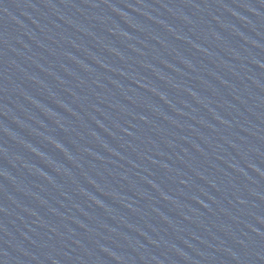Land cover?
<instances>
[{"label":"water","instance_id":"95a60500","mask_svg":"<svg viewBox=\"0 0 264 264\" xmlns=\"http://www.w3.org/2000/svg\"><path fill=\"white\" fill-rule=\"evenodd\" d=\"M0 264H264V0H0Z\"/></svg>","mask_w":264,"mask_h":264}]
</instances>
